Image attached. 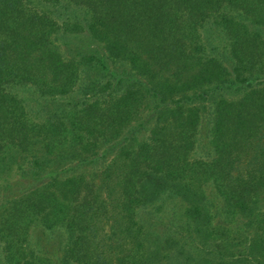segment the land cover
<instances>
[{
  "label": "trees",
  "instance_id": "1",
  "mask_svg": "<svg viewBox=\"0 0 264 264\" xmlns=\"http://www.w3.org/2000/svg\"><path fill=\"white\" fill-rule=\"evenodd\" d=\"M12 170L0 264H264V0H0Z\"/></svg>",
  "mask_w": 264,
  "mask_h": 264
},
{
  "label": "rangeland",
  "instance_id": "2",
  "mask_svg": "<svg viewBox=\"0 0 264 264\" xmlns=\"http://www.w3.org/2000/svg\"><path fill=\"white\" fill-rule=\"evenodd\" d=\"M3 178L6 179L4 181L10 182V187L7 188L6 192L13 194L18 191L19 185L15 184L17 182V173L14 170L10 171L8 174H2L0 177L1 183H3V181H1ZM30 239L33 244L42 246L52 254L58 250V247L61 244L62 235L57 231H42V229L35 226L31 229Z\"/></svg>",
  "mask_w": 264,
  "mask_h": 264
}]
</instances>
